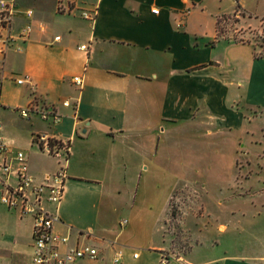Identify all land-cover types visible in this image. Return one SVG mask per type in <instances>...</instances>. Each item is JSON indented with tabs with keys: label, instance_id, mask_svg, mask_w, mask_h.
<instances>
[{
	"label": "crops",
	"instance_id": "crops-1",
	"mask_svg": "<svg viewBox=\"0 0 264 264\" xmlns=\"http://www.w3.org/2000/svg\"><path fill=\"white\" fill-rule=\"evenodd\" d=\"M231 19L264 21V0H100L94 22L58 12L56 1L23 50H9L0 139L25 151L37 182L65 166L64 197L46 204L58 217L55 231L69 237L63 250L94 245L100 257L85 264H113L117 249L121 264H135L136 247L146 252L139 264H264L250 250H226L223 237L193 240L184 200L177 197V216L172 203L180 177L208 172L224 145L264 116L261 45L240 39V28L226 29ZM79 74L82 89L72 83ZM14 75L38 83L58 104L60 123L21 117L29 89ZM41 131L70 141L67 162L33 144ZM32 233V216L0 204V264H29Z\"/></svg>",
	"mask_w": 264,
	"mask_h": 264
},
{
	"label": "built area",
	"instance_id": "built-area-1",
	"mask_svg": "<svg viewBox=\"0 0 264 264\" xmlns=\"http://www.w3.org/2000/svg\"><path fill=\"white\" fill-rule=\"evenodd\" d=\"M99 1L57 0V11L78 14L94 22L99 11ZM18 12L17 0H0V80L5 77L4 62L9 50L21 52L23 44L30 38L32 32L30 23L17 26ZM153 12L158 13L159 10L155 8ZM188 12L189 9H185L182 15L185 17ZM25 13L28 17L33 15L29 9ZM56 39H59V36ZM81 47L86 48V45ZM14 76H17L18 84L26 85L29 89L27 104L17 108L21 117L40 118L50 125L60 123L63 115L59 111L58 104L50 101L40 92L38 83L30 75ZM72 83L78 89H82L84 76L74 75ZM62 105L70 107L75 104L70 99H64ZM33 144L43 154L64 162L69 159L70 141L58 134L47 131L36 132L33 136ZM0 156H4L0 161V204L10 210L19 211L21 215L33 217V243L29 264H85V260L98 259L100 253L94 245L84 244L63 250L69 237L55 231L58 217L46 208V204L57 205L64 197L68 178L65 166H61L55 173L46 175L42 182H37L30 174L25 151H13L0 139ZM122 257L123 251L115 250L113 264H121Z\"/></svg>",
	"mask_w": 264,
	"mask_h": 264
},
{
	"label": "rangeland",
	"instance_id": "rangeland-1",
	"mask_svg": "<svg viewBox=\"0 0 264 264\" xmlns=\"http://www.w3.org/2000/svg\"><path fill=\"white\" fill-rule=\"evenodd\" d=\"M56 1L17 0L20 10L17 17L34 27L37 18L53 11ZM28 9L33 12L30 19L24 14ZM252 23L231 19L224 26L240 28V39L254 40L261 45L258 54L264 55V21ZM221 153L224 157L205 174L178 179V192L172 200L175 214H179L180 195L184 200L186 228L193 240L202 238L211 242L220 236L224 241L220 244L226 250H250L264 259V116L252 119L246 130L224 145ZM1 211L4 215L8 213L5 209ZM170 222V227L174 226L180 235L178 222L174 219ZM135 252L140 257L134 263L139 264L146 258V252L141 247H136Z\"/></svg>",
	"mask_w": 264,
	"mask_h": 264
}]
</instances>
